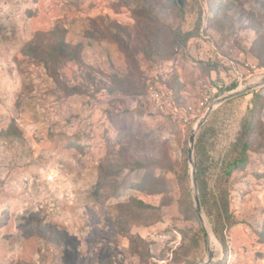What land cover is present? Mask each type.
<instances>
[{
  "label": "rangeland",
  "instance_id": "374dc122",
  "mask_svg": "<svg viewBox=\"0 0 264 264\" xmlns=\"http://www.w3.org/2000/svg\"><path fill=\"white\" fill-rule=\"evenodd\" d=\"M263 75L264 0H0V264H264Z\"/></svg>",
  "mask_w": 264,
  "mask_h": 264
},
{
  "label": "water",
  "instance_id": "95a60500",
  "mask_svg": "<svg viewBox=\"0 0 264 264\" xmlns=\"http://www.w3.org/2000/svg\"><path fill=\"white\" fill-rule=\"evenodd\" d=\"M264 86V75L261 76V79L259 80V82L257 84H250L248 86H246L242 91H238L235 93H231L229 94L227 97H225L224 99H222L221 101L224 100H228L231 99L233 97H236L240 94H245L248 93L250 91L255 90L257 87H261ZM212 108L213 105L210 104V106L206 109V112L203 116V118H201V120L198 121V123L196 124L195 128L191 131L190 137H189V149L187 151V155H188V161L192 167V171H191V178H192V187H193V200H194V207H195V213L199 219V222L201 223L205 233L207 234V236L209 237V233L207 231V225L205 224L204 220H203V214H202V210H201V205H200V200L198 197V193H197V185H196V178H195V165L193 162V158H192V149L194 146V140H195V135H196V131L204 124V122L207 120V118L209 117L210 113L212 112ZM212 261V257L210 252H208V255L206 257L205 260H203L200 264H208Z\"/></svg>",
  "mask_w": 264,
  "mask_h": 264
},
{
  "label": "built area",
  "instance_id": "2783aa9c",
  "mask_svg": "<svg viewBox=\"0 0 264 264\" xmlns=\"http://www.w3.org/2000/svg\"><path fill=\"white\" fill-rule=\"evenodd\" d=\"M230 68L233 70V72H235L238 85H241V82L243 81L242 75L239 74V72L237 71V69L233 63L230 64ZM147 97L151 102L156 103L157 106H159V108L162 109V105H161L162 95L160 94V92L156 88H154L153 86H148ZM211 101H212V99H211V95L209 94V91L208 92L204 91L201 93V96L197 100L196 105L188 106L186 108V111H188L190 114L200 113V112L206 110L210 106Z\"/></svg>",
  "mask_w": 264,
  "mask_h": 264
},
{
  "label": "trees",
  "instance_id": "16d2710c",
  "mask_svg": "<svg viewBox=\"0 0 264 264\" xmlns=\"http://www.w3.org/2000/svg\"><path fill=\"white\" fill-rule=\"evenodd\" d=\"M233 87L234 86H232L230 89H233ZM247 149H248L247 143L246 142H242L241 145H240V151H239L238 158L233 160L232 163L229 164L227 169L225 170V173L227 175H229V173L232 170H236V169L242 167L245 164L246 158H247V154H246ZM198 174H199V172H198Z\"/></svg>",
  "mask_w": 264,
  "mask_h": 264
},
{
  "label": "bare ground",
  "instance_id": "6f19581e",
  "mask_svg": "<svg viewBox=\"0 0 264 264\" xmlns=\"http://www.w3.org/2000/svg\"><path fill=\"white\" fill-rule=\"evenodd\" d=\"M260 79H261V77H257L255 79H253L252 80V84H257ZM214 237L215 236H213L212 234H209V239L208 240L210 241L211 247H214V248L218 249L219 244H218L217 240Z\"/></svg>",
  "mask_w": 264,
  "mask_h": 264
}]
</instances>
